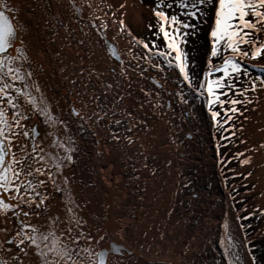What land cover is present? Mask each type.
I'll list each match as a JSON object with an SVG mask.
<instances>
[{
  "label": "bare ground",
  "instance_id": "1",
  "mask_svg": "<svg viewBox=\"0 0 264 264\" xmlns=\"http://www.w3.org/2000/svg\"><path fill=\"white\" fill-rule=\"evenodd\" d=\"M6 2L15 9L14 14H6L18 18L21 26L23 44L18 41L16 46L29 57L24 67L32 71L54 115L68 122L70 131L66 136L61 132V138L72 137L77 149L74 163L64 169L69 180L65 192L52 193L48 211L32 222L46 223L49 216L66 220L70 195L71 206L86 221L82 231L93 237L92 247L102 251L113 243L121 246L127 252L123 264H199L196 257L207 256L211 245L219 250L220 264H229L234 257L226 255L229 249L221 245L228 236L238 246L231 251L239 253V264H252L240 219L219 173L214 124L201 99L194 97L193 108L184 110V116L177 115L172 104L179 100L173 85L178 75L152 69L139 75L145 65L143 61L137 64L133 56L143 50L132 47L131 37L118 32L112 12L96 0ZM74 7L81 9L80 15L74 14ZM101 21L106 31L92 27ZM111 45L121 54L124 69L136 67L135 72L127 71V79L120 74L121 63L109 55ZM147 77L155 78L163 88ZM144 91H151L152 96H145ZM121 96L124 99L117 104ZM73 107L91 120L71 117ZM199 109L204 112L201 117ZM97 112L108 116L97 122ZM30 123L41 133L47 131L38 116ZM259 123L260 144L251 150L256 156L250 162L258 170L247 174L243 182L254 184L253 190L260 192L258 204L252 206L264 211V113ZM0 228L8 230L7 235L0 232L3 242L15 234L16 222L0 218ZM100 236L105 239L97 245ZM80 243L87 246L84 240ZM107 250L113 258L120 255ZM29 251V257H21L25 264H40ZM12 255L15 252L0 249V259L16 264Z\"/></svg>",
  "mask_w": 264,
  "mask_h": 264
},
{
  "label": "snow or ice",
  "instance_id": "2",
  "mask_svg": "<svg viewBox=\"0 0 264 264\" xmlns=\"http://www.w3.org/2000/svg\"><path fill=\"white\" fill-rule=\"evenodd\" d=\"M70 2L74 4V0ZM151 10L157 21L155 41L145 42L133 36L123 19L119 21L120 32L131 37L132 47L144 50L143 54L133 56L137 64L143 61L145 65L138 74L143 76L149 69L178 71L177 83L186 86V89L180 88L175 93L179 102L189 104V97L200 98L217 128L223 129L234 117L244 115L247 105L254 102L249 93L264 92V66L256 67L261 75L253 76L249 69L254 66L245 63L246 60L264 58V0H156ZM6 12L14 14L15 9L6 0H0V218L14 219L16 230L14 235L0 242V249L6 253L15 252L11 261L16 264H25L21 257H29V250L39 258L40 264H123L122 257L127 252L121 246L113 243L102 251L92 247L93 237L82 231L86 221L71 206L74 202L70 195L65 210L66 220L49 216L46 223L32 222L33 218L39 220L48 211L52 193L65 192L69 180L64 176V169L74 163L77 149L72 137L61 138V132L66 136L70 131L68 122L54 115L42 89L33 80L32 71L24 67L29 63V57L22 47L16 46L18 41L23 44L21 26L18 18ZM210 13H214L209 33L210 57L207 70L198 80L191 71L194 64L189 60L186 46L188 37L196 33L201 23L208 21ZM74 14L80 15L81 9L74 7ZM92 27L107 30L103 21L99 26L93 23ZM152 27L149 25L150 30ZM101 39L106 37L101 34ZM160 40L163 41L162 46L158 42ZM108 51L114 60L121 63L120 74L125 79L127 71H136L135 66L123 68L121 54L114 45ZM213 58L221 62L214 63ZM147 78L157 88H163L155 78ZM240 84L243 86L238 87ZM106 87L111 89L112 85ZM144 95L151 97L152 92L144 91ZM123 99L121 96L117 104ZM114 109L115 106L113 116L118 114ZM222 113L223 121L220 120ZM34 115L45 125L46 132L41 133L37 125L30 123ZM94 115L99 122L108 113L101 115L97 112ZM127 115L131 118L130 113ZM70 116L84 122L91 120L74 107L70 109ZM115 123L120 124L121 121L116 120ZM244 156L245 153L241 152L237 158ZM250 162L251 157L240 160L241 167ZM260 214L264 215V212ZM224 227L227 230L228 224L225 223ZM0 232L7 235L8 230L0 228ZM104 239L105 236H100L95 243L98 245ZM81 240L87 246H82ZM221 245L229 249L226 255L234 257L229 264H239V253L231 251L238 247L232 237L222 240ZM109 248L120 255L111 257ZM0 264H10V261L0 259ZM252 264H255V257H252Z\"/></svg>",
  "mask_w": 264,
  "mask_h": 264
},
{
  "label": "rangeland",
  "instance_id": "3",
  "mask_svg": "<svg viewBox=\"0 0 264 264\" xmlns=\"http://www.w3.org/2000/svg\"><path fill=\"white\" fill-rule=\"evenodd\" d=\"M101 1L102 0H96L99 6L103 5L108 9L109 12L111 11L112 16L113 13H115L113 20L117 21L118 32L120 34L128 36L126 32H120L119 21L122 18L126 29L131 31L133 36L145 42L156 40L154 33L157 31L155 27L157 21L151 10L155 5L156 0ZM121 5H124L125 7L121 8ZM213 23L214 13H210L208 21L206 23H201L196 33L188 37L186 50L189 53L190 62L194 64V67L191 69V71L195 74L198 80L202 79L203 73L207 70V63L210 57L211 48V41L209 39V33L211 30L210 25ZM149 25L153 26L151 30L149 29ZM158 42L161 44V46L163 45L162 40ZM139 50L143 49L139 47ZM213 61L217 64L221 62L216 58H213ZM245 63L252 64L254 66L249 69L253 76L261 75V73L257 72L255 68L264 66V58H260L256 61L246 60ZM174 73L178 75L179 79L178 71ZM176 82L177 81L173 82V85L175 87V91L177 92L183 84H178ZM237 86L242 87L243 85L240 84ZM249 95L253 97L254 102L247 105V110L244 111V115L234 117L233 121L225 124L223 129L217 128L214 125V141L218 153L219 173L224 179L227 191L233 202V207L240 219L241 230L248 242L247 247L252 257H255V264H264V228L262 227L264 225V215L260 214L264 211H259L257 209L255 210V208L252 206L254 202L258 204L256 199H259L260 192L258 191L259 193H257L256 189L253 190L255 187L254 184L243 182L245 181L247 174L253 173L254 175V172H257L258 167L254 166V168H251L254 165H251L252 163L247 167H245L246 165L241 167L240 164V160L246 157H251V160H254L253 157L256 156V154H253L251 150L254 146H258L260 144L258 143L259 139L261 138L259 135L261 131L259 127V117L264 113V102H262L264 99V92H259L257 94L249 93ZM189 99V104H180L179 100L176 102L175 100L173 101L172 106L174 110H176L175 112H177V115L180 116L179 112H181V116H184V110L193 108V105H195V98L189 97ZM222 99L226 98L222 97ZM237 107L242 106L238 105ZM196 112L197 115H200L199 117H201L204 113L202 109H199ZM245 117H247V119H245ZM220 120H224L223 113L221 114ZM233 132H235L234 135L232 134ZM241 141H244V143H241ZM241 152H244L245 156L237 158L238 154ZM245 170L249 171V173H246ZM254 191L255 194L253 193ZM245 217H247V219ZM209 250L210 252L206 253L208 257L205 256L203 258L202 255H198V257H196L198 263L220 264L219 261L222 260V257L219 256L220 254L218 248L211 245ZM206 257L208 258L207 262H205Z\"/></svg>",
  "mask_w": 264,
  "mask_h": 264
}]
</instances>
